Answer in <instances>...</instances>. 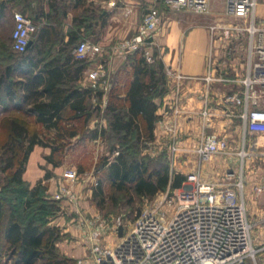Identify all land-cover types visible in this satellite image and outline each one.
I'll use <instances>...</instances> for the list:
<instances>
[{
  "label": "built area",
  "instance_id": "obj_1",
  "mask_svg": "<svg viewBox=\"0 0 264 264\" xmlns=\"http://www.w3.org/2000/svg\"><path fill=\"white\" fill-rule=\"evenodd\" d=\"M210 1L154 0L123 47L127 52H134L152 45L164 10L212 16L207 25L210 53L205 72L202 75L174 72L175 92H179L181 82L202 83L207 99L215 85H230L221 100L223 104L238 107L236 116L242 126V139L236 150L239 165L235 180L207 181L198 167L188 171L182 184L169 197L165 195L157 201L155 208L144 209L113 246L104 242L107 224L98 215L78 218L83 241L88 244L86 264H248L256 257L259 249L252 237L254 223L248 216L244 199V163L254 155L253 149L247 147L256 148L258 143L257 137L253 143L245 141L246 133L264 134V99L259 98L264 95V20L255 15L256 0H225L221 13L212 11ZM12 16L11 50L23 53L38 26L21 11H13ZM97 50V46L81 40L73 52L76 58L84 59ZM225 55L237 62L235 66L229 65L234 76L218 73L222 69L220 60L224 61ZM167 74L171 76L169 70ZM103 76L98 68H92L86 72L82 86L95 89ZM211 112L209 101L204 100L200 114L207 124ZM178 142L173 140L168 145L173 158L184 151ZM191 150L201 163L214 154L229 153V138L217 131H204ZM225 174V179L232 176L231 171ZM61 175L72 183L79 172L68 167ZM254 188L260 191L262 186ZM51 199L76 206L78 196L72 185L59 184ZM159 207L163 210H158ZM119 225L120 219H117L113 225L115 233Z\"/></svg>",
  "mask_w": 264,
  "mask_h": 264
},
{
  "label": "rangeland",
  "instance_id": "obj_2",
  "mask_svg": "<svg viewBox=\"0 0 264 264\" xmlns=\"http://www.w3.org/2000/svg\"><path fill=\"white\" fill-rule=\"evenodd\" d=\"M224 1L211 0V9L215 7L216 10H221L224 8ZM128 3H132L130 4L131 8H128ZM149 4L148 0H79L74 15L82 23L80 39L87 40L90 44L98 47L95 53L89 54L88 57L84 58L85 72L92 68H98L104 73V76L101 77L95 89H90L86 105L91 111V116L86 122L75 121L73 123V126L75 125L78 131L74 136H68L65 131L58 133L55 128H45L35 122L33 115H27L23 111L14 109L13 102L6 97L5 79L0 83V199L3 200V204L17 207L21 215L23 212L21 211L22 198L27 195L22 184H15L10 180V169L3 168L5 158L11 154L10 151H6L2 140L5 135L1 128V123L5 118L17 116L25 121L30 132L36 131L40 140L48 142V145L38 144V161L36 163L38 168L44 169L45 172L49 170L50 174H52V169L47 167L50 162L45 158V155L51 151V146L61 145L59 150L53 155L54 158L60 159V163L57 166L73 167L79 172V176L72 183L64 182L74 188L78 196L77 205H67L65 202L57 201L58 207L55 214L47 216L50 227L57 228L60 235L53 245V252L60 257L67 256L70 261L66 264H86L85 258L89 255L88 244L83 241L82 229L79 227L78 218H90L98 215L107 224L104 242L106 245L113 246L120 240V236L113 231V225H115L117 219H120V223L123 225V234H125L144 209L155 208L153 206L158 203L157 201L161 200L165 195L169 197L176 188L166 186L154 195L141 197L132 192L126 193L115 190L104 173L107 165L105 162L112 160L120 150L126 151L128 156L144 157L150 162L151 166L157 164V161L166 160L170 171L176 169V159L182 157L181 154H177L176 158H173L168 151L169 143L180 139L177 131H174V135L163 133L159 137H156L153 131L152 138H147L145 133H143L138 141H135L131 135L130 139L123 141L108 129V111L106 109L108 100L112 92L119 93V97L123 95L126 83L131 76L133 57L135 55L137 57L143 55L149 64H155L158 60H161L157 44L153 43L134 52H127L123 47V43L133 34L135 26L139 24ZM180 12L188 11L174 13ZM208 23L209 21H207ZM11 30V26L2 23L0 32V77H4L8 66H14L15 68L10 75L13 80H18L21 77L20 75H22V68H16V64L19 61L17 53L8 47L10 39L8 34ZM147 56L150 57V60H147ZM227 56H224L225 62L220 60L222 65L220 68L222 69L218 73L234 76L231 66L226 63L229 58ZM164 70L168 81L165 67ZM85 72L83 77H85ZM259 98L264 99V95H260ZM237 112L238 110L234 111L235 117H237ZM63 123L70 126L72 121L63 120ZM197 143L196 141L194 146ZM247 149H253L254 155L253 159H248L244 163V172L247 170L252 171L254 174L255 172H260L261 179L264 182V134L258 137V146L256 148L247 147ZM191 154L192 157L186 163L187 166H191L189 167L191 168L190 170L198 167L205 180L221 183L227 180L231 182L235 180V177L230 175L229 179H225L224 170L218 172L215 169L219 163V154H214L201 163L198 162L193 150H191ZM183 156V158L188 159V156ZM38 183L43 187L44 197L51 199V194L54 191H48L47 181L40 178L30 186ZM99 184L101 185V196H95L94 193ZM82 200L87 206L81 205ZM90 207L92 208L91 210H94L93 212H90ZM158 210L161 211L163 208L159 207ZM21 217L19 218L20 221ZM69 225L73 226L70 230H63ZM254 230L255 228L253 227L252 232ZM254 245L256 248L260 247L255 242ZM4 246H2L3 249L0 251V264H23L12 246ZM262 252L258 250L255 259H250L248 264H261L260 254ZM48 259V255H40L32 261V264H45Z\"/></svg>",
  "mask_w": 264,
  "mask_h": 264
},
{
  "label": "trees",
  "instance_id": "obj_3",
  "mask_svg": "<svg viewBox=\"0 0 264 264\" xmlns=\"http://www.w3.org/2000/svg\"><path fill=\"white\" fill-rule=\"evenodd\" d=\"M55 5H51L52 9L47 14L55 27H42L33 45L23 53H17L19 61L16 68H22V78L13 80L10 74L15 67L8 66L4 77H0V83L5 79V93L13 102L14 109L33 115L35 122L45 128L53 127L58 133L65 131L68 136H74L78 131L73 123L86 122L91 116L86 105L90 89L79 84L82 79L80 75L85 69L84 59H74L67 49L51 53L53 46L63 41L59 29L66 14L64 6ZM81 26L82 23L74 18L72 27L67 32L66 45L82 40ZM52 38L55 40L50 49L39 48V45L51 41ZM8 47L11 49V37ZM48 56L51 57L38 68V64ZM35 68H38L36 72ZM131 70L123 95L119 97V93L112 92L106 106L108 129L123 141L130 139L131 135L138 141L143 133L147 138L153 137L154 124L159 119L155 112L157 104L153 99L163 96L167 91L164 64L161 60L149 64L143 55H135ZM74 81L77 83L74 84ZM63 120L72 121V124L67 126ZM1 128L5 135L2 138L3 145L6 151L11 152L5 158L3 168L10 169V180L15 184H22L27 195L22 198L21 211L24 213L21 215L17 207L4 205L0 199V251L4 245L12 246L23 264H32L40 255L49 256L45 264H66L70 261L67 256L60 257L53 252V245L60 235L58 229L50 227L47 221V216L55 214L58 202L46 199L39 183L30 186L22 178L33 145H48V142L40 140L36 131L30 132L25 121L17 116L3 119ZM59 147L61 145L51 146V151L45 155L53 166L60 163L59 158L53 157ZM105 163V177L115 190L132 192L141 197L154 195L166 186L178 187L186 177L184 173L170 171L166 160L157 161V164L151 166L144 157L128 156L124 150H120L112 160ZM50 173L46 170L44 177H48ZM94 195L101 196L100 184Z\"/></svg>",
  "mask_w": 264,
  "mask_h": 264
},
{
  "label": "crops",
  "instance_id": "obj_4",
  "mask_svg": "<svg viewBox=\"0 0 264 264\" xmlns=\"http://www.w3.org/2000/svg\"><path fill=\"white\" fill-rule=\"evenodd\" d=\"M148 1L150 4L154 2V0ZM78 2L79 0H0V32L2 30V23L11 26L13 29V11L18 10L24 14H28L38 26L37 32L31 39L32 46L42 27H55V24L50 22L47 17V14L52 9L51 5L64 6L66 14L59 29L63 35V41L62 43L55 44L51 53L55 54L63 51V49H67L70 51L72 57L76 59L73 51L78 43L66 45L65 42L68 39V29L72 27L73 19L75 18L74 14L76 7H78ZM128 4V8H131L130 4L132 3ZM214 9L215 7L212 9L214 13H221L223 11V8L221 10ZM255 15L257 19L264 20V0H256ZM212 19V16L197 15L191 12L174 13L168 10L163 11V21L154 36V44H157L159 47L161 61L164 67L171 72V76L168 77L166 93L161 97L153 99L157 104L155 112L159 115V119L155 121L153 131L156 137H159L163 133L174 135V131H177L180 137L178 141L184 151H181L182 157L176 159V169L174 172H181L185 175L191 169L189 168L191 166H187L186 164L189 159L191 160V149L195 142L200 140L204 131H217L228 136L230 152L219 156V163L215 169L218 172L220 170H224V172L231 171V175L236 177L239 164L236 150L239 148V143L242 139V126L239 121H235L239 120L234 115V111H237L238 107L223 104L221 100L230 85L226 84L224 87L215 85L210 89L207 99L204 97L205 89L202 83L181 82L179 92L177 94L175 92L174 72L183 75H202L205 72L206 59L210 53V37L207 21L210 22ZM137 26H135L134 31ZM11 32L12 30L8 34L10 37ZM50 34L53 35V33ZM54 40L52 38L51 41L39 45V48L41 50L50 49ZM216 54L219 55L220 52L216 51ZM50 57L48 56L45 60L41 61L38 64V68ZM226 63L235 66L237 62L228 58ZM38 68H35L34 72ZM84 72L85 69L80 75L82 79L84 78ZM20 76L19 78L21 79L23 75ZM82 79L79 80L81 86L83 85ZM73 83L76 84L77 81ZM204 100H208L211 105L212 117L209 124L203 121L200 114ZM260 135L262 134L259 132H247L245 141L253 143L255 137L258 138ZM38 146L37 143L33 145L26 161L22 178L29 182L30 185L34 184L37 179L42 178V180L48 182V191H55L58 185L65 184L64 182L69 183V180L61 175L62 171L69 166H53L49 163L47 167L52 169L53 173L48 177H44L45 170L36 166L38 161ZM256 146H258V143ZM183 155L188 156V159L183 158ZM256 185L262 186L260 191H255L254 186ZM244 197L247 203L248 216L254 223L255 230L252 232L253 241L260 246L258 249L263 251L260 254V261L261 264H264V182L261 179L260 172H255V174L248 170L244 172ZM81 205L87 206L83 200L81 201ZM91 209L90 207V212H93L94 210ZM71 227L73 226L69 225V227L63 230H70ZM75 230L77 231L76 228Z\"/></svg>",
  "mask_w": 264,
  "mask_h": 264
},
{
  "label": "water",
  "instance_id": "obj_5",
  "mask_svg": "<svg viewBox=\"0 0 264 264\" xmlns=\"http://www.w3.org/2000/svg\"><path fill=\"white\" fill-rule=\"evenodd\" d=\"M32 44V40L28 42L27 48ZM117 234L118 236H122L123 234V225H119L117 228Z\"/></svg>",
  "mask_w": 264,
  "mask_h": 264
}]
</instances>
